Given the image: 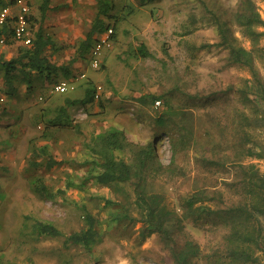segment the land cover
<instances>
[{
  "label": "rangeland",
  "instance_id": "1",
  "mask_svg": "<svg viewBox=\"0 0 264 264\" xmlns=\"http://www.w3.org/2000/svg\"><path fill=\"white\" fill-rule=\"evenodd\" d=\"M38 1L33 30L43 26L46 32H51L50 24L56 18L43 19L39 7L43 0ZM242 1L115 0L116 10L112 12L115 17L107 21L114 27L109 57L111 79L108 80L106 67L96 72L88 64L85 68L87 79L77 83V91L53 97L61 100L64 96H85L86 90L81 84L93 75L94 86L102 85L104 88L97 103V114L86 116L83 111V115L78 114L85 117L79 123L84 128L85 141L78 157L69 155L66 159L63 155L65 162L61 159L64 163L54 168L56 177L48 179L54 191L60 190L57 198L53 201L40 199L25 178L0 176V183L7 181L5 188L0 187V264H175L173 251L158 233L142 235L145 224L135 205L133 185L108 186L93 179L90 163L96 156L90 152L87 143L99 130L103 132L112 125L121 126L125 122L121 128L143 145H148L159 135L156 140L158 154L164 164H170L173 153L169 137L155 125L156 117L166 109L167 98L173 107L193 112L202 143L207 141L205 131L210 130L218 138L209 143L223 142L221 148L227 150L226 139L219 137L220 130L226 125L231 111L236 108L251 110L235 90L244 87L245 80L252 78V71L246 66L231 63L229 50L216 45L220 37L207 8L228 22L237 38V45L256 51L264 47V34L248 36L237 24L235 13ZM253 2L264 20V0ZM97 4L96 0H73V12L68 11L70 7L62 6L58 7L62 11L58 13H63L64 18L76 13V20L82 18L77 20L81 31L97 15ZM255 30L264 33V26H256ZM142 44L147 46L153 57L140 55ZM254 54L257 56L255 68L264 80V59L258 57V52ZM60 75L61 78H72L67 72ZM0 79L3 80L1 72ZM232 86L235 90L226 91ZM108 94L111 99L107 98ZM39 97L35 93L32 99ZM13 100L9 91L4 108L12 106ZM17 119H13L16 123L10 134L20 129ZM128 123L132 126L129 127ZM132 128L137 130V135H132ZM251 135L258 148H264V126L254 128ZM71 148L61 146L64 151H71ZM73 149L76 151V147ZM61 155L57 156L60 158ZM129 156L127 152H116L119 159L129 160ZM247 161L255 163L264 174V158L253 157ZM176 164L185 168L186 175L171 182L159 179L154 183V189L166 195L168 208L174 213L171 230L176 247L191 241L198 243L203 251H208L220 240L225 228L213 218L192 221L184 204L194 190L221 185L233 178L236 168L204 163L197 160L194 150L178 154ZM86 212L97 220L98 239L91 253L75 245L66 247L64 236L48 238L38 236L34 230L38 221H53L64 235L80 232L87 227ZM198 264L203 262L198 261Z\"/></svg>",
  "mask_w": 264,
  "mask_h": 264
},
{
  "label": "trees",
  "instance_id": "2",
  "mask_svg": "<svg viewBox=\"0 0 264 264\" xmlns=\"http://www.w3.org/2000/svg\"><path fill=\"white\" fill-rule=\"evenodd\" d=\"M98 13L93 21L86 38L79 44L78 57H85L91 49L98 34L103 33L110 25L109 19H114L113 11L116 10L115 0H96ZM51 0H43L40 6L44 19L49 9ZM6 5L0 0V7ZM208 13L217 27L220 42L216 45L225 47L230 52V62L246 66L252 71V78L245 80L243 88L233 89L240 94L242 102L247 103L250 111L235 109L227 117L226 125L220 130L219 137L226 139L227 150L221 146L223 142L210 144L216 141L215 132L206 130L202 143L198 129L195 126L193 112L188 109L175 108L166 98V109L155 119V125L162 133L168 135L173 160L170 164H164L158 154L156 140L159 135L149 143L143 145L130 138L125 124L110 126L107 130L93 136L87 143L90 152L96 156L91 161L93 166V179L103 185H122L131 183L134 189L135 205L139 210L141 221L145 224L142 235L158 233L174 253L175 264H264V174L261 173L255 163L247 161L248 158H264V148H258L253 142L251 131L256 127L264 126V80H262L255 68V60L258 57L264 59V47L255 50H247L237 45L234 32L220 15L207 8ZM36 21L31 16V22ZM235 21L248 36H259L256 26H264V20L256 10L253 0H243L240 8L235 13ZM116 22V21H115ZM114 28V27H113ZM4 32V31H3ZM2 33V31L0 32ZM9 45L14 44L11 42ZM52 43L43 29L39 27L34 31L33 43L30 47L19 46L18 56L9 61L0 58V65L4 69V82L8 90H13L15 74L21 77L24 83L31 85L36 74L47 77L58 71L66 72V67L53 64L45 54L46 48ZM257 44V41H255ZM142 57H153L147 46L142 44L139 48ZM84 98L70 102L88 105L94 102L96 87L93 82L88 83ZM212 117V116H210ZM213 121L215 118L212 119ZM213 123V122H212ZM129 127L132 125L129 124ZM131 129V128H130ZM133 135L137 130L132 128ZM217 131V130H216ZM230 133V134H227ZM190 150L195 151L197 160L216 166H231L236 168V175L219 184L200 188L191 192L184 204L188 217L198 222L202 219L220 221L225 228L216 245L208 251L201 249L196 242H187L177 248L173 230H171L174 213L168 208L166 195L156 192L154 183L159 179L174 181L179 176H185V168L176 164L178 154ZM127 152L129 160L119 159L116 152ZM222 153L221 156H219ZM60 162L48 161V168ZM32 191L40 199L55 200L59 194L41 179L33 182ZM58 193V194H57ZM107 203H111L107 201ZM85 210V209H84ZM87 227L80 232L64 235L63 231L52 221H38L34 224V230L38 236L48 238L65 237L64 245L79 246L87 253H91L98 239L96 230V218L86 212ZM213 218V219H212Z\"/></svg>",
  "mask_w": 264,
  "mask_h": 264
},
{
  "label": "crops",
  "instance_id": "3",
  "mask_svg": "<svg viewBox=\"0 0 264 264\" xmlns=\"http://www.w3.org/2000/svg\"><path fill=\"white\" fill-rule=\"evenodd\" d=\"M54 1L51 0L45 18L47 21L51 17H55L57 20L55 19L54 22H51V32H46L45 27L43 28L42 26L45 35L49 36L52 41L46 48L45 54L56 66L66 67V72L72 77L78 73H86L85 68L89 64L87 59L89 52L86 53L85 57L81 58L77 55V49L79 44L86 38V34L95 18L86 29L79 31L77 20H82V18L76 20L74 18L77 15L76 13H73V18H64L63 13H58L62 12L59 9L62 6L70 7L68 11L70 13L73 12V0H56V3L53 4ZM38 2V0H35L34 10ZM96 7L98 9V4ZM18 47L19 45L15 43L0 45V58L3 57L6 61L16 58L18 56ZM111 50L112 45L105 50L103 55V68L106 67L105 72L109 76L108 80L112 77V67L109 60ZM91 68L93 67L91 66ZM93 70L96 71L94 68ZM0 72L4 79V69L1 65ZM61 72L63 71H58L49 77L36 74L35 80L31 85L24 83L18 73L15 74L13 90H9L12 97H14L12 106L0 109V176L6 177V179L10 176L25 178V181L30 186H33V182L36 179H41L51 187L52 185L49 184L48 179L56 177L54 168L65 162L62 156L65 155L66 159H68L69 155L73 158L78 157L79 149L84 145L85 141L84 128L82 124H79L84 121L85 117H80L78 114L81 113L83 115V112H86V116L87 114L90 116L97 114V103L100 100L95 98L94 102L88 105L70 103L81 100L84 98V95H82L79 97L64 96L63 99H55V101L54 96L67 94H61L54 90L55 84L67 78L66 76L61 78ZM93 77H89V80L82 83L81 87L86 90L88 87L87 83L90 80L93 82ZM35 93H38L40 97L33 100V94ZM108 95L107 98L111 99L110 94ZM18 110L21 112H18ZM15 117L19 119L20 129L10 134V129L16 123L13 120ZM98 133H100V130ZM61 146H66L67 149L72 146V150L68 151L65 149L64 151ZM74 147H76V151L73 149ZM75 152H77L76 156ZM57 155H61L60 158ZM50 158L60 163L48 168ZM5 182L7 181L0 183V187H4Z\"/></svg>",
  "mask_w": 264,
  "mask_h": 264
},
{
  "label": "built area",
  "instance_id": "4",
  "mask_svg": "<svg viewBox=\"0 0 264 264\" xmlns=\"http://www.w3.org/2000/svg\"><path fill=\"white\" fill-rule=\"evenodd\" d=\"M1 1H5L6 5L0 7V32L2 31L0 33V45H7L11 40L19 46L30 47L34 39L31 16L34 15L35 0ZM113 36L114 28L111 26L97 35L87 56L89 64L95 70L103 68V55L105 50L112 45ZM83 79H87L85 72L75 74L72 78L64 79L55 84L54 90L61 94L73 92L78 87L77 83ZM95 87V98L100 100L104 88L102 85H96ZM8 92L4 80L0 79V109H3L8 102Z\"/></svg>",
  "mask_w": 264,
  "mask_h": 264
}]
</instances>
